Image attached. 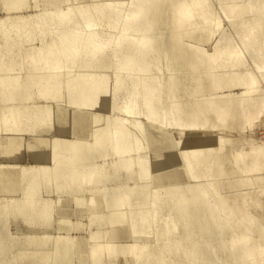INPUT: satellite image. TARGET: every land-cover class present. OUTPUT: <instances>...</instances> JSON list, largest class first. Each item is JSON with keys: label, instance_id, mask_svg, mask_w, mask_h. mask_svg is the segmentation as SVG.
Returning a JSON list of instances; mask_svg holds the SVG:
<instances>
[{"label": "bare ground", "instance_id": "bare-ground-1", "mask_svg": "<svg viewBox=\"0 0 264 264\" xmlns=\"http://www.w3.org/2000/svg\"><path fill=\"white\" fill-rule=\"evenodd\" d=\"M26 1L2 0L0 17V264L38 262L64 197L102 220L88 264H264V0H31L36 13H10ZM68 109L70 136L37 151ZM163 136L175 154L152 168L149 138ZM9 218L37 231L12 236ZM130 232L154 252L115 245ZM75 242L58 232L39 263L72 264Z\"/></svg>", "mask_w": 264, "mask_h": 264}, {"label": "rangeland", "instance_id": "rangeland-1", "mask_svg": "<svg viewBox=\"0 0 264 264\" xmlns=\"http://www.w3.org/2000/svg\"><path fill=\"white\" fill-rule=\"evenodd\" d=\"M32 1L31 0H27L26 1V5L24 6V7H22L21 9H18V10H14V11H10V13L11 14H15V13H17L18 11H20V12H22V13H30V14H33V13H36V9L34 8V7H32ZM4 4H3V2H2V0H0V17L2 16V15H4L5 14V11H4V6H3ZM30 11V12H29ZM3 13V14H2ZM222 25H224V26H226L227 24H226V22H225V20H223L222 21ZM228 26V25H227ZM227 28V27H226ZM110 72H111V70H109ZM62 104V103H61ZM64 104V103H63ZM63 106V105H62ZM62 106H60V107H62ZM73 110H64V114H62L63 116H62V119H59V118H57V117H55V120H54V124H53V126H51V128H50V130H49V134H45V135H42V140H41V145L39 146V148H38V150L37 151H39V152H45L46 150H47V144H48V142H49V138L51 137V136H53V134H58L57 133V131L59 130V128L60 129H62V130H64L65 131V133H66V136L65 137H69L70 136V134H71V123L73 122L72 120H73V112H72ZM102 111V110H101ZM108 111V112H107ZM55 112H57V111H55ZM67 114H66V113ZM111 113H113L112 112V108L109 106V107H107V110H105V112H103V115L104 116H106V115H111ZM68 115V116H66V115ZM71 114H72V116H71ZM65 115V116H64ZM100 115L101 116H99V118H100V121L102 122V112L100 113ZM71 117H72V120H71ZM89 118V117H88ZM87 118V120H90V121H87V120H85L83 123H82V126H81V124L79 125L80 127H83V129L85 130V131H88L89 129H90V126H91V124H93L92 123V121L93 120H91V119H88ZM58 119L59 120H62V122L61 121H59L58 122ZM64 122V123H63ZM256 130L255 131H258L259 133H262L263 132V129H262V127L260 126V124H257L256 126ZM66 128V129H65ZM260 129V130H259ZM57 130V131H56ZM44 138V139H43ZM29 141V143H33L34 141L32 140L31 141V139H29L28 140ZM161 141V142H160ZM158 143H156V142H154V143H151V141H150V138H149V147L150 148H148V152H150V154H152L151 155V157L153 158H155L156 157V155H157V157H159L160 159L162 158L165 162H166V164H165V162L164 161H162V159L160 160V159H158V158H156L158 161H156V162H153V164L151 165V167L152 168H155L156 167V165L157 166H161V165H169L171 162H169L167 159L169 158V156L171 157V156H173L174 154H175V150L173 149V147H171V145H168V144H166L167 143V136H163L162 137V139L160 140ZM154 145V146H153ZM152 146V147H151ZM26 149V148H25ZM23 150V151H21V159H22V162L24 163V164H31V163H33L34 161H32L31 159H30V148H27V150ZM44 149V150H43ZM151 149V150H150ZM156 151V152H155ZM170 152H172V155H171V153ZM166 154L167 153V155H163V154ZM170 153V154H169ZM174 153V154H173ZM162 154V156H160ZM169 155V156H168ZM170 160V159H169ZM159 164V165H158ZM167 169H169V168H172V167H166ZM16 186H14L15 188L17 187V184H15ZM1 188L0 189H4L5 188V186L4 185H2L1 184V186H0ZM87 193V192H86ZM98 197H101L102 196V194L99 196V195H97ZM97 197V198H98ZM82 198L85 200L84 202H85V204H88V200H89V198H90V196H89V194H85V192L83 193V196H82ZM63 199V201H61V203H60V205L59 206H61V207H63V209L61 210V211H59L61 208H59V207H57V208H59L58 209V212H56L57 211V209H56V211H55V214H53V229H52V233H50V234H48V240H49V246H47V248L45 249V250H43L42 252H41V254H40V252H39V254H40V257H39V254H38V262L36 263H32V264H46V262H41V263H39V261H41V260H39V259H41L42 258V260H44V258L45 257H42V256H44V255H46V254H50L51 252H52V242H53V239L55 238V236H56V234L58 233V232H60V233H62V235H64V236H69V237H75L76 238V242H75V244H74V246H73V259H74V262L72 263V264H88L89 263V260H88V258H87V256L85 255V253H84V250H85V247H86V245H87V242L88 241H90L89 240V235H90V233L91 232H95L96 230H97V227H98V230L100 229H102V220H98V224H97V221L93 224H91V226L89 225V223H88V219H87V217L86 216H88V210H89V204L86 206V205H84V207L81 205V206H79V207H83V209L82 208H80L79 210H78V212H75V205H74V203L70 200V198H69V201L68 200H66V199H68V197H64V198H62ZM65 200V201H64ZM98 200H99V198H98ZM100 200H101V198H100ZM67 203V202H69V203H67L66 205H65V203ZM59 204V203H58ZM63 204H64V206H65V208H64V206H63ZM58 206V205H57ZM69 206V207H68ZM67 207V208H66ZM78 207V208H79ZM88 209H87V208ZM70 208V212H66L67 214H65L66 216L64 217V215H63V211H64V209H69ZM96 209H100L99 207H96ZM72 211H74V213L72 212ZM86 215V216H85ZM61 217H63V218H65V220H66V222H65V224H63V225H60V229H61V231H58V229H57V221H58V219L59 218H61ZM257 219L260 221V223H264V214L261 212V213H259L258 214V216H257ZM15 220L13 219V218H9L8 220H7V224H8V228H9V231H10V235H12V236H19V237H21V236H23V235H25V234H28V232L27 231H30L31 232V230L32 231H34L35 229L33 228V229H29V230H25L24 228H23V226L21 225V222H19L18 224H15L16 222H14ZM101 224V225H100ZM87 226H89V229H88V227ZM101 226V227H100ZM91 227V228H90ZM100 227V228H99ZM96 228V229H95ZM90 231H88V230ZM35 231H37V230H35ZM113 234H115V236H120L121 234L118 232V231H113ZM29 235H37V234H29ZM128 236H127V238H117V237H115L114 239H113V241H114V243H115V245L117 244V245H119L120 243H125V242H134V241H136L137 243H140V244H145V243H143V242H147L146 244H147V247H148V254L150 253H153L154 251H152V250H154L152 247V240H149V235H148V238H146V240L145 239H141L140 240V238H137V236H135L134 234L132 235V233L130 232V234L128 233L127 234ZM104 236H109V234H107L106 233V235H104ZM103 236V238H107V237H104ZM132 236V237H131ZM135 237V238H134ZM88 238V239H87ZM103 238H101V239H103ZM134 238V239H133ZM137 239V240H136ZM140 241H139V240ZM104 240V239H103ZM145 240V241H144ZM17 247H20V246H15V247H13L11 250H10V253L12 254V255H16L18 252H19V248H17ZM35 249V248H34ZM33 250H29L28 252H32ZM35 251V250H34ZM36 251H39V250H36ZM43 252H45V253H43ZM42 255V256H41ZM27 258V257H26ZM26 258L24 259V261H21L19 264H31V263H29V258H27V260H26ZM168 261H169V259H167ZM129 260H126L125 259V257L123 256H121V257H118L117 259H111V260H105L104 261V263L103 264H129ZM55 263V262H54ZM54 263H52V262H50V263H48V264H54ZM147 263V262H146ZM55 264H57V262L55 263ZM58 264H61V263H58Z\"/></svg>", "mask_w": 264, "mask_h": 264}]
</instances>
